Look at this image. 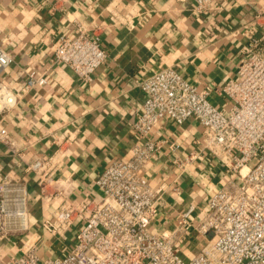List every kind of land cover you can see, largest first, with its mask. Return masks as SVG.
<instances>
[{
	"label": "built area",
	"instance_id": "obj_1",
	"mask_svg": "<svg viewBox=\"0 0 264 264\" xmlns=\"http://www.w3.org/2000/svg\"><path fill=\"white\" fill-rule=\"evenodd\" d=\"M191 1L193 11L203 15L231 0ZM130 20L129 15L113 11L109 21L119 26ZM71 26L54 43L51 59L90 83L108 59L100 28L76 18ZM236 33L245 44L236 77L216 90L224 104L215 106L210 99L214 89L199 88L171 67L138 82L145 100L133 123L136 144L130 158L104 168L95 179L100 192L96 198L78 200L70 196L73 182L56 176L76 130L66 127L54 140L53 152L33 162L26 161L25 152L10 139L5 120L19 97L1 79L13 56L0 46V144L35 176L43 201L59 202L52 217L43 218L39 230L32 229L26 184L4 174L0 245L10 252L1 264H264V0ZM46 82L45 74L30 75L24 90ZM190 119L202 126L201 152L222 166L227 179L214 190L202 213L196 214L198 207L190 205L173 231L154 229L168 187H153L143 170L165 144L158 126L170 121L181 127ZM169 149L181 173L200 156L195 151L185 158L176 156L175 143ZM189 236L199 238L202 245L187 258L180 244ZM45 246L52 255L42 260L39 252Z\"/></svg>",
	"mask_w": 264,
	"mask_h": 264
},
{
	"label": "crops",
	"instance_id": "obj_2",
	"mask_svg": "<svg viewBox=\"0 0 264 264\" xmlns=\"http://www.w3.org/2000/svg\"><path fill=\"white\" fill-rule=\"evenodd\" d=\"M260 1L231 0L202 15L193 11L191 0H0V46L13 56L1 79L19 97L5 120L10 139L25 152L26 161L33 162L53 152L54 140L66 127L76 130L56 176L73 182L72 199L96 198L100 192L95 179L110 162L129 159L136 144L133 123L145 100L138 82L171 67L199 88L214 89L210 99L215 106L224 104L216 90L236 77L245 44L236 30L252 19ZM113 11L131 20L111 26ZM75 18L100 28L108 54L90 83L51 59L54 43L70 31ZM41 74L46 84L25 91L28 77ZM157 129L165 144L143 175L155 188L168 187L153 228L173 231L190 205L202 213L227 176L215 159L201 152L202 126L196 119L181 127L164 121ZM170 143L178 145L175 155L181 158L193 151L200 154L184 173L172 163ZM6 173L26 184L31 227L39 230L59 202L43 201L35 176L0 144V179ZM201 245L190 236L180 244L187 258ZM9 252L0 245V264Z\"/></svg>",
	"mask_w": 264,
	"mask_h": 264
},
{
	"label": "rangeland",
	"instance_id": "obj_3",
	"mask_svg": "<svg viewBox=\"0 0 264 264\" xmlns=\"http://www.w3.org/2000/svg\"><path fill=\"white\" fill-rule=\"evenodd\" d=\"M39 255H40L42 260H45L52 254L50 253L48 247L45 246L44 248L41 249V251L39 252Z\"/></svg>",
	"mask_w": 264,
	"mask_h": 264
}]
</instances>
